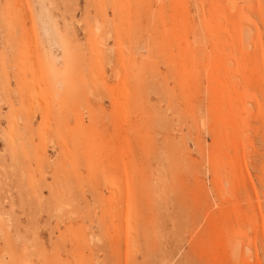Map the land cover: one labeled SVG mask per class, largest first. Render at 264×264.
Returning a JSON list of instances; mask_svg holds the SVG:
<instances>
[{
    "label": "rangeland",
    "instance_id": "obj_1",
    "mask_svg": "<svg viewBox=\"0 0 264 264\" xmlns=\"http://www.w3.org/2000/svg\"><path fill=\"white\" fill-rule=\"evenodd\" d=\"M55 242L264 264V0H0V264Z\"/></svg>",
    "mask_w": 264,
    "mask_h": 264
},
{
    "label": "bare ground",
    "instance_id": "obj_2",
    "mask_svg": "<svg viewBox=\"0 0 264 264\" xmlns=\"http://www.w3.org/2000/svg\"><path fill=\"white\" fill-rule=\"evenodd\" d=\"M23 103H25V102H23ZM26 104V103H25ZM20 119V118H19ZM14 122V121H13ZM29 132V131H28ZM29 134V133H28ZM18 139V138H17ZM21 139V138H20ZM22 177H23V175H22ZM24 178V177H23ZM111 189H113V188H111ZM114 190V189H113ZM131 202H132V200H131ZM114 203V202H113ZM129 203V196L127 195V196H125V204L127 205ZM64 204V203H63ZM60 205V204H59ZM65 206H67V205H65ZM64 207V206H63ZM41 211V210H40ZM70 211V210H69ZM73 213V212H72ZM114 217V216H113ZM87 229V228H86ZM117 237V236H116ZM93 237H91V239H92ZM114 238V237H113ZM98 239V238H97ZM92 241V240H91ZM238 244V245H237ZM237 244H235L236 246H234V248H233V252H234V255L236 254V251L238 250L237 248H238V246H240V244L239 243H237ZM66 244L65 243H62V244H59V243H52V249H53V253H51V254H47V253H45L44 254V256H43V261H42V263L43 264H63L62 262H61V260H58L57 258H58V255L60 254V251L62 250V249H65L66 250ZM237 250H236V249ZM240 251V250H239ZM238 255V254H237ZM237 255H235V257L236 258H238L237 257ZM29 263H31V262H28L27 264H29ZM69 263V262H68Z\"/></svg>",
    "mask_w": 264,
    "mask_h": 264
}]
</instances>
